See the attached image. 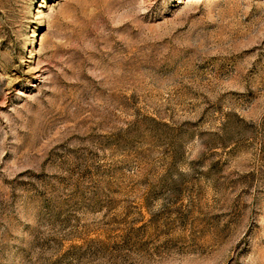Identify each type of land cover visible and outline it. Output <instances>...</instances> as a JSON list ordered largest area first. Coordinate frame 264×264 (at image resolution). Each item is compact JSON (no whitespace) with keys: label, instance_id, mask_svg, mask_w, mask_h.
I'll list each match as a JSON object with an SVG mask.
<instances>
[{"label":"rangeland","instance_id":"obj_1","mask_svg":"<svg viewBox=\"0 0 264 264\" xmlns=\"http://www.w3.org/2000/svg\"><path fill=\"white\" fill-rule=\"evenodd\" d=\"M0 264H264V0H0Z\"/></svg>","mask_w":264,"mask_h":264}]
</instances>
